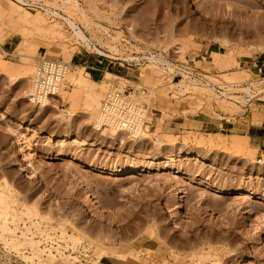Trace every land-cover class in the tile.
Listing matches in <instances>:
<instances>
[{"label":"rangeland","instance_id":"374dc122","mask_svg":"<svg viewBox=\"0 0 264 264\" xmlns=\"http://www.w3.org/2000/svg\"><path fill=\"white\" fill-rule=\"evenodd\" d=\"M7 1L0 0V5L15 7ZM52 1L24 0L28 5L22 11L33 16L41 7L55 9ZM76 4L89 20L85 27L81 15H75L84 33L94 42L100 34L102 41L110 39L116 55L102 56L82 45L74 50L47 47L34 39L37 52L23 65L15 49L20 38L6 27L0 60L6 61L4 66L19 68L28 63L37 67L43 57L61 58L78 75L84 70L72 65L71 57L86 54L134 70L129 73L133 78H125L148 89L149 138L132 140L125 134L120 143L98 133L81 101L73 106L70 121L61 120L59 110H70L66 96L62 100L58 96L52 103L55 108L39 110L22 98L32 79L11 81V74L0 70V183L14 187L7 191L14 212H23V201L36 203L50 220L22 215L16 220V234L21 229L40 241L44 263L45 255H56L60 264L65 260L69 264H264V157L250 145L249 151L230 152L214 134L199 131L190 122L181 124L182 119L187 123L189 118L211 116L224 122L247 110L255 120L257 105L264 100V65L250 68L245 61L258 57L264 63V0H76ZM172 37L175 45L170 43ZM102 41L96 44L105 51L98 43ZM177 47L183 50L177 52ZM214 53L224 57L229 53L234 61L220 67L214 63ZM151 55L171 64L154 70L148 61ZM177 68L191 71L196 83H204V78L226 87L238 102L215 96L214 89L213 93L190 86L174 92L169 82L184 79ZM107 82L110 88L105 93L130 84L118 79ZM62 86L66 91L74 88L68 80ZM150 135L163 138L165 145L153 147ZM223 139L232 141L230 135ZM25 157L31 159L35 176L29 173ZM92 197L99 203L91 204ZM11 218L6 225L14 229ZM58 225L68 235L81 228L85 236L74 246L68 236L58 241ZM6 235L0 231V264H29L24 256L31 255L30 249H22L24 255L16 252ZM208 251L212 256L200 260L199 254ZM59 256L65 259L59 261Z\"/></svg>","mask_w":264,"mask_h":264},{"label":"bare ground","instance_id":"6f19581e","mask_svg":"<svg viewBox=\"0 0 264 264\" xmlns=\"http://www.w3.org/2000/svg\"><path fill=\"white\" fill-rule=\"evenodd\" d=\"M8 1H7L8 3H11L12 5L15 6L14 7L15 9L14 8L8 9L7 7L4 8V7H2V5H0V41L2 40V37H3L2 36V33L4 32L3 28L4 29L9 28L10 32H11L10 34H12L14 36H18L20 38V40L16 44L15 49H16L17 55L19 56V60L23 65H25L27 62L33 60L32 58L34 57V55L37 52V46L35 44L31 43L34 39L39 40L40 42H42L43 45H45L47 47L52 46L54 48L56 47V48H62L63 50H66V47L70 46L72 48V50H74L75 48H78V45H82L88 49L95 51L96 53H98L102 56L113 57V55H116L115 53L117 52V48L110 41V39L108 40L106 38L105 41L104 40L102 41V37H101L100 33H99L100 36H98V37H97V35H95L97 37V38H95V40L98 39L97 41H102V43L101 42H98V43H99V45L103 44V46L105 48V51H103L99 46H97L98 45V44H96L97 41L94 42L92 40V37H88L84 33L83 29L81 28L78 21L76 20V17H80L77 14L79 13L81 15V19L83 20L82 24L85 27H87V22L89 20L86 17V15L82 12V9L77 6L76 0H59V1L54 0V2L52 1L51 4L53 7H55V9L50 8V6L49 7H41L42 11L38 10L39 12H37V14H34L33 16H28L26 13H24L22 11L23 9H25V8H23V6L25 7V5H28L26 2H24V0H15L16 2H14L12 0H8ZM57 9H59V10H57ZM28 11H29V9H28ZM60 11H63L65 14L60 13ZM75 15H76V17H75ZM65 27L67 29H65ZM102 29H103V27H102ZM104 29H103V31H105ZM97 30H98V32H101V29H96V31ZM7 32H8V30H7ZM5 35L6 34L4 33V36ZM68 35H70L72 37L73 42H70V40H69L70 37L68 38ZM92 36H94V35H92ZM170 39H171L170 43L174 44L173 37ZM224 41H226V40H224ZM224 41L222 39V43H225V44L228 43V41L227 42H224ZM29 46H31L30 49H29ZM226 46L227 45H225V47ZM180 47H177L178 49H180V50H177V52H180L181 50H183V48H180ZM261 50H264V47H262ZM107 52H110L111 54H108ZM109 55H111V56H109ZM228 55H229V53H228ZM228 55H226L227 57H224V55L222 53L221 54L220 53H214L211 56L214 58V63L216 60V65L218 63L220 64V61L222 60L223 64L222 65L218 64V66L225 68V66H227L226 64H229L230 62L234 61V60H231L230 59L231 56L228 57ZM230 55H231V53H230ZM218 58L221 60L218 61ZM225 58H227V60L229 61L228 63H225V61H227ZM58 59H61V58H58ZM223 59L225 61H223ZM148 61H150V63H151L150 67L153 66L152 68L154 70H161V69L163 70V69H165V66H169L171 64L169 61H167L165 58H163L160 55H151L148 57ZM212 61H213V59H212ZM39 62H40V59L38 60V64H39ZM63 62L68 64L66 66V71L64 74L63 83L65 80H68V81H70L71 84H73L74 88H72L70 91H66L63 88V86H61V88L58 91L57 95L59 96V98L62 97L61 98V100H62L66 96L69 98V102L71 104V105H69L70 110H68V111L59 110L60 118H62L61 120L70 121L74 116L73 106L75 105V103H77V101H81L82 102V108L84 107L83 109L85 110V112H83V113L88 117V122L90 124H92V126L95 128V130L100 134L107 135L111 138L116 139L120 143H123L124 142L123 139L126 135L122 132H119L114 127L107 125L101 119V117H100L101 115L99 114L100 102L104 98V96L106 94L105 93L106 90L108 88H110L109 87L110 83L107 82L110 79L124 80L125 82H130V81L134 82V81H132L131 79L125 78V76H118L116 74L106 72V71H105L106 73L104 74V77H102V80L93 81V80L89 79L87 77V75H84V73L83 74L78 73V75L74 74L76 72L68 69L69 63L67 62V60H64ZM3 63H6V61L0 60V70L11 74L10 75L11 81L12 80L14 81L15 79H22V78L32 79L31 80L32 82H30L31 84L29 85V88L23 92L22 98L27 99L29 102H32L34 105L37 104L39 110H44L48 106L52 107L54 105V104L52 105V103L55 101H52V99H49V100L46 99V100L38 103L37 100H35L32 96L34 84H35L34 74L36 72L37 67H35L33 65H29V63H28V65H26V66L22 65L23 67L21 66L19 68H11L8 66H4ZM224 63H225V65H224ZM235 63H237V62H235ZM177 70L182 72L184 79H181L180 81H178L176 83H173L172 81L169 82V84H170L169 86H171V88L174 92L180 93L182 90H185L190 86L194 89H197V90H201V91L202 90L203 91L209 90V91L213 92V87L210 84H205V83H200V82L196 83L195 82L196 79L193 80L188 75L187 70L181 69V68H177ZM129 72L133 73L134 70L130 69ZM139 75L142 76L143 73H140ZM149 78L150 77H146V82L149 81ZM135 83L137 85H139L137 82H135ZM113 90H118V89H112V91ZM245 90H247V88H245ZM109 91H111V90H109ZM149 91H150V89H149ZM214 94H215V96L216 95L219 96L216 92ZM222 94L224 96H228L225 92H223ZM243 101L244 100H241L240 102H243ZM147 106H148V104H147ZM147 134H150V133L148 131H144L141 133L128 135V136L131 137L132 140H139L142 138H146L145 136ZM214 135L218 138L217 143H220L223 146H228L227 149L230 152H238L240 150H246V151L250 150L248 139L245 136L230 135L232 141L227 142L223 139V137L225 135L220 134V133H215ZM147 136L149 138V135H147ZM150 137H151V141L153 142V145H154L153 147L159 148V147L165 145V140L163 138L155 137V135H152V136L150 135ZM15 141L18 142L17 137L15 138ZM25 158L27 159L28 157H25ZM30 160L27 159V163L29 165V168H31L30 169L31 171L29 173H31L32 175L35 176L36 170L33 167V165L31 164ZM31 174L28 176L30 177ZM10 185L11 184H9L6 181H3L2 183H0V231L7 234L6 235L7 241H8L7 244L10 247H12L14 250H16V252H19L20 254L24 255V252H21V250L24 248L30 249L31 255H25L24 256L26 261H29L28 262L29 264L30 263L31 264H43L44 260L41 259V254H42L43 250L40 249L38 246V243L40 241H34L32 238L27 237V235L23 231H21V229L19 231L20 235H17L16 234V229H17L16 220L20 216L26 215L29 218L35 217V218H39V219H42V220H45L48 222V221H50L49 218H47V216L49 214L48 213L45 214V211H43L42 209L40 210V208L38 207L39 206L38 204H37L38 206L35 205L36 203L35 204L32 203L33 204L32 205V204H30L28 202L26 203L24 201L22 202L23 212H20V211H19L20 213L14 212V210L11 209V207H10V205L13 204L12 201H14V200L11 199L12 201H10V198L7 197L8 196L7 191H9V188L11 187L14 189V187L12 185L11 186ZM250 194L257 195V193H254V192H252ZM88 199H90V198H88ZM90 202H91V204L92 203H99V201H97L96 197H92ZM11 216H12L11 223L14 224V229L9 228L6 225V221H5L8 217H11ZM56 229H58V231L60 232V235H58L57 240L58 241L63 240L62 238L68 236V239L73 246L80 243L81 240L83 239L82 236H85V235H83L84 231L82 234L81 228L79 231V228H76L77 229L76 230L74 227L73 230H76V232H75L76 234H73V235H68L66 233L65 227H63L62 225H58L56 227ZM39 234H42V233H39ZM45 238H47V237H45ZM48 238H49V236H48ZM51 238L49 239L50 241H52ZM98 238H101V237H98ZM98 238L95 237V239H98ZM45 241H47V240H45ZM58 241L57 242L55 241V242L58 243ZM98 241H99V239H98ZM99 248L101 249V247H99ZM103 248L105 249V247H103ZM107 250H109V247ZM114 250H111V251H114ZM129 251L130 250H128L127 252H129ZM139 251H141V250L139 249ZM96 252H98V251H96ZM127 252H125V253L127 254ZM130 252H129V254H130ZM131 254H132V252H131ZM210 254L211 253H209V251H208V252L202 253V255L199 254V257L201 256L200 258H202V259L198 258V256H197V258L200 260H203V259L205 260V258H209L210 256H212ZM45 256H47V257L45 259L46 262L44 264H60L54 260L55 259L54 257L56 255L55 256L54 255H45ZM61 256H63V255H61ZM119 256L120 255H117V258L125 259V257H122V256L119 257ZM129 256H131V255H129ZM64 257H60V259H58V260L61 261V259H62V261H63L65 259ZM136 257H132V258L136 259ZM72 258H74V257H72ZM140 261H141V259H140ZM63 262L64 263L66 262V264L68 263V261H66V260ZM63 262H62V264H64ZM201 262H203V261H201ZM150 264H151V262H150Z\"/></svg>","mask_w":264,"mask_h":264},{"label":"built area","instance_id":"2783aa9c","mask_svg":"<svg viewBox=\"0 0 264 264\" xmlns=\"http://www.w3.org/2000/svg\"><path fill=\"white\" fill-rule=\"evenodd\" d=\"M67 65L61 59L46 57L40 59L34 74L35 84L32 94L38 103L46 99L57 101V94L63 84ZM187 73L192 79H196L191 71ZM201 80L205 84H210L219 94V97L238 102L234 98L236 95H233L234 93L227 90L226 87L212 85L204 78ZM128 83L130 84H126L123 90H111L105 94L100 102L99 114L107 125L126 135H133L147 131L150 124L147 120L148 106L145 102L148 89L140 84L137 85L135 82L130 81ZM223 92L228 96H224ZM257 164H261V158L257 159Z\"/></svg>","mask_w":264,"mask_h":264},{"label":"crops","instance_id":"0c3cea01","mask_svg":"<svg viewBox=\"0 0 264 264\" xmlns=\"http://www.w3.org/2000/svg\"><path fill=\"white\" fill-rule=\"evenodd\" d=\"M260 63L261 65H264V63L258 61V57H256L255 60L248 59L245 61V64H250V68L258 67ZM71 64L83 69L84 74L93 81L100 80L104 77L106 72H110L118 76L133 78L129 76L131 75L129 74V68H125L126 70L119 69L114 65L111 66L110 63H104L102 60H97L86 54H76L75 57H71ZM262 101V104L257 105L258 108L256 109L258 111L256 113L255 120L253 113L247 110L242 114L230 117L224 122L223 120H219L211 116L210 118L203 117L202 119L189 118L187 119V123L182 119L181 124L188 125L190 122L193 125H198L199 131H204L206 133L224 134L229 132V134L224 135L245 136L248 139L249 145L256 150L257 155H259V157H264V100ZM179 119L181 120V118ZM173 122L176 124V120Z\"/></svg>","mask_w":264,"mask_h":264}]
</instances>
